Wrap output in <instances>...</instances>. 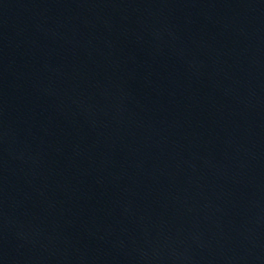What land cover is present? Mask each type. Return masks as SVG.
I'll return each mask as SVG.
<instances>
[{"label": "water", "instance_id": "obj_1", "mask_svg": "<svg viewBox=\"0 0 264 264\" xmlns=\"http://www.w3.org/2000/svg\"><path fill=\"white\" fill-rule=\"evenodd\" d=\"M185 0H0V264H161Z\"/></svg>", "mask_w": 264, "mask_h": 264}]
</instances>
